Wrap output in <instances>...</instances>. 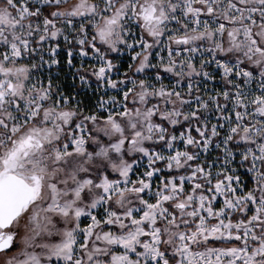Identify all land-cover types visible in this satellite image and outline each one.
<instances>
[{"label":"snow or ice","instance_id":"1","mask_svg":"<svg viewBox=\"0 0 264 264\" xmlns=\"http://www.w3.org/2000/svg\"><path fill=\"white\" fill-rule=\"evenodd\" d=\"M0 264H264V0H0Z\"/></svg>","mask_w":264,"mask_h":264}]
</instances>
